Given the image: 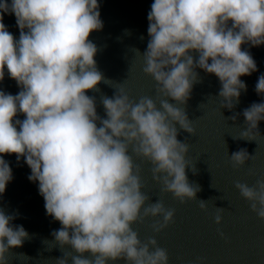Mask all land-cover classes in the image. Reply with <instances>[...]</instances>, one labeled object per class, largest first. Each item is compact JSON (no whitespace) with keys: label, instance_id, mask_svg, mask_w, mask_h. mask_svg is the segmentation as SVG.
I'll list each match as a JSON object with an SVG mask.
<instances>
[{"label":"clouds","instance_id":"1","mask_svg":"<svg viewBox=\"0 0 264 264\" xmlns=\"http://www.w3.org/2000/svg\"><path fill=\"white\" fill-rule=\"evenodd\" d=\"M4 14L14 15L18 39L3 23ZM147 20L146 50H135L143 57V73L155 82L156 99L133 100L120 88L101 97V117L96 98L86 94L109 81L97 69L98 49L88 39L103 27L98 0H0V81L6 70L20 88L16 95L0 90V194L13 178L3 156L15 154L17 162L23 157L46 214L61 225L51 233L55 244L71 249L55 264H168L166 249L154 236L141 241L132 225L153 218L150 227L159 233L175 210L160 199L150 202L134 158L151 164L162 193L180 203L194 200L200 186L189 183L186 169L194 175L197 169L186 159L189 145L177 136L195 131L185 107L177 105H186L200 82L196 68L218 78L221 107L228 109L246 91L240 77L257 71L241 46L264 44V0H154ZM254 90L264 94V74ZM18 114L24 119H15ZM242 115L246 127L238 139L255 140L264 101ZM229 157L233 167L251 158L246 149ZM234 187L264 220V176L252 186L237 181ZM199 207L205 210L206 201L199 200ZM14 218L0 208V264H8L10 249L29 238L23 226L11 223Z\"/></svg>","mask_w":264,"mask_h":264},{"label":"water","instance_id":"2","mask_svg":"<svg viewBox=\"0 0 264 264\" xmlns=\"http://www.w3.org/2000/svg\"><path fill=\"white\" fill-rule=\"evenodd\" d=\"M153 2L98 0L103 27L91 32L88 39L98 49L94 56L96 67L109 81L107 84L101 81L96 86L97 91L89 90L86 94L96 98V111L101 117L105 115L101 97H112L120 88L133 100L141 96L156 99L155 82L143 73L141 55L149 40L147 14ZM3 23L18 39L19 29L14 15L4 14ZM241 48L249 51L257 71L240 77L246 84V91H241L239 102H234L232 109L221 107L218 78L199 68L195 71L200 82L193 85L186 105H177L185 107L195 131L191 135L180 130L177 136L178 140H185L189 145L186 159L197 169L195 175L186 169L189 183L200 186L195 199L180 203L172 194L162 193L161 186L152 179L151 164L134 158L141 168L142 191L150 197V202L160 199L165 208L175 210L172 220L159 233H154L150 227L153 218L132 225L141 241L154 236L158 246L166 249L168 264H264V220L250 210L249 202L234 187L237 181L252 186L257 178L264 176V120L258 122L260 135L255 140L238 139L246 127L242 111L253 102L264 101V94L257 95L254 90L258 77L264 74V44L255 47L244 44ZM0 90L12 95L20 91L6 70L3 81H0ZM169 102L175 103L171 99ZM233 115H236L235 120L228 119ZM15 119L23 120L24 116L18 114ZM240 149H246L251 158L244 165L233 167L229 156ZM3 159L9 163L13 178L0 194V208L7 214H14L11 223L23 226L29 234L21 247L10 249L8 264H55L63 253L71 252L68 246L61 249L55 244L51 235L61 225L46 214L38 183L28 180L30 169L23 157L19 162L15 154L4 155ZM199 200L206 201L205 210L199 207ZM217 208H222L219 224L214 220ZM67 264H72L71 259ZM109 264H124V261Z\"/></svg>","mask_w":264,"mask_h":264}]
</instances>
